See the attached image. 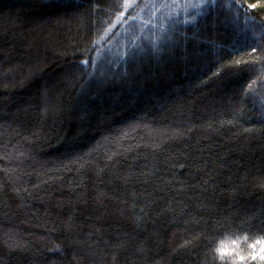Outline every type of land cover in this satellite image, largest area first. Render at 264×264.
<instances>
[{
    "label": "trees",
    "instance_id": "trees-1",
    "mask_svg": "<svg viewBox=\"0 0 264 264\" xmlns=\"http://www.w3.org/2000/svg\"><path fill=\"white\" fill-rule=\"evenodd\" d=\"M149 1L0 0V264H224L264 239V0L161 24ZM134 19L158 33L114 42Z\"/></svg>",
    "mask_w": 264,
    "mask_h": 264
},
{
    "label": "rangeland",
    "instance_id": "rangeland-1",
    "mask_svg": "<svg viewBox=\"0 0 264 264\" xmlns=\"http://www.w3.org/2000/svg\"><path fill=\"white\" fill-rule=\"evenodd\" d=\"M197 2L198 0H150L142 12L144 14L148 13V11L154 13L151 14V16L154 19L159 20V23L161 24L167 19L173 17L177 12L187 9ZM156 33H158L157 29L155 30L151 27H148L147 23L142 20L140 21L134 19L126 21L123 24V26L115 35L114 42L119 45H123L127 38L148 36L150 34L155 35ZM260 247L261 245H257L254 251L259 253ZM257 257H259V255H257Z\"/></svg>",
    "mask_w": 264,
    "mask_h": 264
},
{
    "label": "snow or ice",
    "instance_id": "snow-or-ice-1",
    "mask_svg": "<svg viewBox=\"0 0 264 264\" xmlns=\"http://www.w3.org/2000/svg\"><path fill=\"white\" fill-rule=\"evenodd\" d=\"M111 8L119 11L120 16L123 17L125 15L124 11H121V9H127L128 11H131L135 9L136 7H139V5L135 2V0H125L123 4H120L117 0L116 3L110 5ZM193 9L197 7H202L199 5H191ZM249 8L255 9L256 5L255 4H249ZM212 16V11L209 10L207 15L203 17L205 23L203 25V28L201 29V34L203 32H207L209 30V25L207 21L211 18ZM190 23L193 24H198L200 21L198 19H193V21H189ZM216 22L217 23H223L222 21L219 20V16L217 15L216 17ZM253 52L256 51L255 48L252 49ZM237 65L240 64V61L236 62ZM261 232H264V227L261 228ZM257 245H261L259 253H256L254 250L256 249ZM253 251L249 252L247 255H241L239 251H226L223 247H218L216 249V253L219 256V259L224 262V264H227L228 261H231V264H250L251 261H255L257 259V255H259V259L261 261H264V239L254 241L251 245H249Z\"/></svg>",
    "mask_w": 264,
    "mask_h": 264
}]
</instances>
